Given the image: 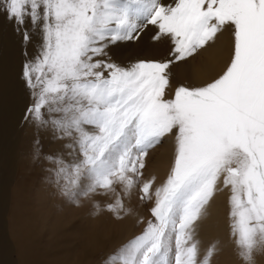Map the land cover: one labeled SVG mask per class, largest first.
Wrapping results in <instances>:
<instances>
[{
    "label": "snow or ice",
    "instance_id": "6c2138e0",
    "mask_svg": "<svg viewBox=\"0 0 264 264\" xmlns=\"http://www.w3.org/2000/svg\"><path fill=\"white\" fill-rule=\"evenodd\" d=\"M0 9L17 32L30 23L42 35L40 56L23 66L28 86L38 89L24 119L75 153L72 161L45 157L52 182L78 196L87 178L83 194H112L106 207L117 219L127 214L121 193L139 184L141 200L155 198L154 220L103 264H212L215 247L201 256L196 228L221 183L231 193L239 255L254 264L264 251V0H0ZM143 23L158 25L154 39L171 37L172 59L124 67L107 58L109 45L132 40ZM227 28L234 48L223 73L166 98L171 66ZM172 133L174 162L154 187L142 180L145 157Z\"/></svg>",
    "mask_w": 264,
    "mask_h": 264
},
{
    "label": "bare ground",
    "instance_id": "6f19581e",
    "mask_svg": "<svg viewBox=\"0 0 264 264\" xmlns=\"http://www.w3.org/2000/svg\"><path fill=\"white\" fill-rule=\"evenodd\" d=\"M162 2L174 5L175 0H162ZM0 13H2V9H0ZM157 28L158 25H153L144 28V30L139 29L134 34V38L129 40L131 42L122 41L131 44L109 45L107 58L127 67L134 58L141 55L142 46L150 40L149 37L153 36V30ZM23 30H27L31 36L28 42L23 39ZM170 39V36L166 35H161L157 39V43L150 47V61L153 59L154 61L168 60L164 58V54L167 52L168 46L172 44ZM42 43L39 28L28 23L25 25V29L17 32L14 24L0 14V264H54L56 256L61 254V251L55 249L58 247L57 242H54V251L50 254H48V249L44 248L47 245H41L43 230L49 228L47 225H50L49 221L51 220L50 215L43 212L47 207V199L45 200L43 193L52 190L48 187V180L43 178L38 187L29 186V193L32 187L31 192L37 190L32 198L29 196L26 198L23 191L27 177L22 175L24 178L20 180L21 183L13 180L16 176H21V170L26 169L24 166L26 162L28 167L31 159H36L37 145L35 142L37 139H39L38 147L41 160L50 154H61L60 150H62L61 140L54 139L50 129H38L35 123L27 121L26 125L23 124V131L19 133L17 130L19 122L24 119L28 107L35 100L34 91H38V89L28 86L23 77V66L25 63L36 61L40 56ZM233 48V30L227 28L217 35L214 43L203 49L204 58L201 57V66L195 64L177 66L174 64L177 67H172V65L171 85L167 88L170 89V94L173 88L182 83L186 86L198 87L217 78L230 63ZM127 49L128 52H125ZM170 94H166V98L172 99ZM16 131H18L17 134ZM12 134H15V138L11 136ZM161 154L152 168V176L157 180L154 184L155 187H160L167 180L171 170L166 153L162 152ZM47 166L50 165L47 164ZM50 168L52 167L50 166ZM48 175L50 176V174ZM29 178L33 180V177ZM28 181L31 182V180ZM21 185L24 187L22 188ZM230 195L229 188L223 187L221 183L220 190L215 192L206 207L200 228L196 229V238L200 241L201 256L206 253L209 246L215 247L212 264H245L239 255V249L235 244L230 227ZM113 218L116 220L109 221L110 227L121 231L124 228L121 225L123 224L121 218ZM127 220L130 219L127 218ZM104 227L106 228L105 225ZM100 244H103V240L89 237L85 246L89 252L90 245ZM13 251L17 254L16 259L11 257ZM50 255L53 256L52 263L49 261ZM253 260L254 264H264V251L258 250L254 254Z\"/></svg>",
    "mask_w": 264,
    "mask_h": 264
},
{
    "label": "rangeland",
    "instance_id": "374dc122",
    "mask_svg": "<svg viewBox=\"0 0 264 264\" xmlns=\"http://www.w3.org/2000/svg\"><path fill=\"white\" fill-rule=\"evenodd\" d=\"M149 26H153V24L143 23L140 29L144 30V28L146 29ZM153 32L155 34L153 33V36L149 37L150 40L145 42L146 44L142 46L141 55L139 57L134 58L130 62V64L128 63L129 64L128 66L138 61H150L151 60L149 59V56L151 54L150 47L157 43V39L155 40L153 39L154 37L158 35L159 28L153 30ZM170 41L172 44L168 46V50L164 54V58L166 59L173 58L170 55V53L174 45H173L172 39H170ZM129 42L119 41L117 43H123L125 45H128ZM125 52H128V49ZM201 57L204 58L203 49L199 50L198 54H194L193 57L188 58L185 61L176 62L175 65L177 66L188 65L189 66L191 64H195L196 66H199V65L201 66L202 64ZM175 65L173 64L172 67H177ZM180 85H183V83ZM176 88H173V91L171 94H170L171 92L170 89H166V94H170L172 98H174V93H175ZM46 116H47V113H46ZM23 120L24 119H22L19 122V125L17 126V130L19 131V133L20 131H23L24 129L23 124L26 125V122H27L26 120H24L23 122ZM18 131H16V134L18 133ZM11 136L15 138V134H12ZM18 138H19V135H18ZM61 142L64 145L67 141L61 140ZM62 144L61 146H63ZM48 148L51 149L49 146ZM61 148L62 150H60V153L63 155V158L66 161H72L75 159V153L72 156H69L67 154L68 150H64L63 147ZM175 150H176L175 133H172V134H169L163 137L161 143L157 144L152 149H150L148 152V155L145 157L146 166L144 169H142V173H143L142 180L151 179L153 180V184H155L157 180H155L152 176L153 174L152 168L155 165L157 158L159 157V155H162L161 154L162 152H165L168 162L170 164V167H172L174 158H175ZM44 158L45 156L43 157V160H45L44 162L43 160H41L42 157L40 155L37 156L36 159L35 158L31 159L30 165L28 166L30 168L26 166L27 162L25 163L24 166L26 167V169L21 170L20 175L27 177L25 178L26 182L24 183V185L25 184L26 185L25 187L21 185V187L22 188L24 187L23 191H24V195H26V198L27 196L32 198L34 196V193L37 191V190L36 191L34 190V192H31L33 190V187H32L29 193V186L34 185L38 187L40 182L43 180V178L44 180H48V185H49L48 187L52 188L50 192L49 190H47L46 192L43 193V195L45 196V200L47 199V207L44 208L43 212L49 214L51 217V220L49 221L50 225H47L49 228L47 229L45 228L43 230V238L41 241L42 243L41 245H44V246L47 245L44 248H47L48 254H50L52 253V251H54L53 249L54 242H57L56 244H58V247L55 249L56 250L58 249V251H61V254L56 256V258L54 259L55 261L53 262L54 264H57V263L58 264H63V263L64 264H72V263L73 264H76V263L77 264H103L104 259L107 257L109 253L113 252L115 249H117L122 244L131 240L135 236L139 235L143 231L147 221L154 220V217H152L151 215L150 209L154 206L155 198L153 197V199L151 200L149 199L141 200L140 196L142 195V193L139 191L140 185L138 184L137 187L134 188L129 195L124 196L123 193H121L125 207L127 209V214H122V218H121V221L123 223L121 225H123L124 228L121 229V231L120 229L115 230V228L110 227V222H109L111 220H116L115 218H113L115 216L111 212H109L106 207L107 204L113 202L114 196L112 194H109L106 196V195H101L99 193H88L87 195L83 194L87 190V187H88L87 178L86 179L83 178L82 183H80L77 186V188L74 190L80 193L78 196L65 195L64 191H62L60 187H58L54 182H52L51 176L48 175L50 174L49 170L51 169L50 166L52 167V164L50 161ZM47 164L50 166L48 167ZM21 176L19 177L16 176L15 179H13L14 182L21 183L20 180L24 178L23 176L22 177ZM29 177H33V180L30 179ZM28 180H31V182H29ZM35 181H38V182L35 183ZM116 188L118 192L121 191L120 185H116ZM31 198H30V201H31ZM35 203H38V202L35 201ZM42 204L43 202L41 203V207H42ZM203 217L199 220L197 224V228H200V223L203 222L204 220ZM127 218L130 220H127ZM107 223L108 225H106ZM104 225L106 226V228L104 227ZM89 237H96L98 239H101L103 240V244L90 245L91 248L88 247L89 248V252H88L86 249L87 246H85V244H86V240H88ZM83 239H85V241H83ZM101 251H103L105 254H103V252ZM100 253H102L104 256L101 255ZM11 257L12 259H16L17 254L13 251ZM98 257H101V258H98ZM49 259H50L49 261L51 262L53 259V256L50 255Z\"/></svg>",
    "mask_w": 264,
    "mask_h": 264
}]
</instances>
